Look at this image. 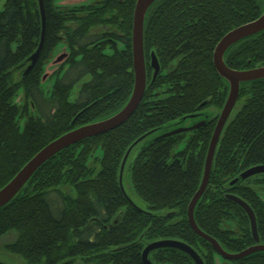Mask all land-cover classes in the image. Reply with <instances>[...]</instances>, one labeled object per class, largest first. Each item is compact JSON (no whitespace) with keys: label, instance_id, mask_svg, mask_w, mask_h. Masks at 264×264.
Returning <instances> with one entry per match:
<instances>
[{"label":"trees","instance_id":"16d2710c","mask_svg":"<svg viewBox=\"0 0 264 264\" xmlns=\"http://www.w3.org/2000/svg\"><path fill=\"white\" fill-rule=\"evenodd\" d=\"M42 1L43 45L24 74L41 38L38 0H0V188L52 139L116 113L133 89L135 0L74 6ZM263 8V0H155L144 18L147 76L135 112L121 126L61 150L33 173L0 208V238L13 235L3 249L26 264H142L148 243L175 239L193 247L204 264H217L212 245L191 229L187 218L218 116L203 110L210 105L221 109L228 93L212 55L226 32L256 19ZM60 43L68 55L50 75L55 80L46 93L40 82L44 65ZM151 52L160 66L154 79ZM223 58L238 70L264 65V29L231 45ZM86 75L90 79L71 101L75 84ZM239 99L241 106L224 126L207 186L194 208L200 230L230 253L255 241L246 212L228 195L253 209L264 244V173L239 178L244 170L264 165V78L241 83ZM20 118H25L22 129ZM202 118L206 121L197 129L161 136ZM151 131L136 145L130 163L133 189L147 205L142 210L124 194L118 175L127 149ZM150 259L154 264H194L174 248L152 251ZM224 261L264 264V251Z\"/></svg>","mask_w":264,"mask_h":264},{"label":"water","instance_id":"95a60500","mask_svg":"<svg viewBox=\"0 0 264 264\" xmlns=\"http://www.w3.org/2000/svg\"><path fill=\"white\" fill-rule=\"evenodd\" d=\"M155 0H135L134 10H133V19H132V31H131V49H132V64H133V74H134V83L131 95L125 105L119 109L116 113L112 114L109 117L104 119L90 122L76 128H73L58 137L52 139L47 144H45L42 148H40L18 171L17 173L3 186L0 188V208L7 204L24 186V184L29 180V178L33 175V173L47 160H49L52 156L60 152L61 150L79 143L84 139L98 136L104 133H107L125 123L130 116L135 112L136 108L138 107L145 90L146 86V71H145V61H144V52H143V25H144V18L145 14L150 7V5ZM264 1V0H263ZM58 4V3H57ZM85 4V3H84ZM64 6H74L73 4H58ZM80 5V4H79ZM39 6V13L41 16L42 21V30H41V38L40 43L37 49L29 56L28 61L29 64L24 71L26 74L38 60L40 51L42 49L43 40H44V7L43 1L38 0ZM264 29V8L259 17L256 19L249 21L247 23L241 24L228 32H226L221 39L217 42L213 55H212V62L215 70L217 73L226 80L228 83V93L224 104L218 113L217 120L209 141L207 153L205 156V162L203 167V173L201 182L199 184L198 189L192 196L188 207H187V218L188 223L191 229L200 237L207 240L213 247L216 252V256H220L222 259L226 260H238L241 259L253 252L256 251H264V244L259 242V236L257 232V223L256 217L253 209L249 206L247 202L235 195H228L227 197L234 202H236L242 209L246 212L249 221H250V228L251 234L255 241V244L249 246L248 248L236 252L230 253L227 252L222 248V246L218 243L217 240L212 238L211 236L204 233L200 228L197 226L194 220V208L197 201L200 199L201 195L203 194L208 178L210 175L211 165L213 161V156L215 153L216 145L219 140V137L224 129L225 124L227 123L229 116L234 108V105L239 96V87L241 83L251 82L258 79L264 78V65H260L257 67L238 70L230 68L224 62V53L225 51L236 42L255 35L261 32ZM62 49L57 51L54 49L52 53V57L47 62V66L49 67L46 69L44 68L43 75L41 77L40 82L42 83V79L50 77V75L61 65V63L65 60L68 55L67 47L64 43H62ZM56 52V55L54 56ZM56 65L55 68H50L51 66ZM150 66L153 69L152 79H154L157 74L159 73L160 66L158 60L154 54L151 52V60ZM190 115L189 117H192ZM74 121V120H73ZM205 118L194 122L193 124H189L187 126L181 125L179 127L173 128L161 136L166 137L169 135L177 134L180 132H188L194 129L199 128L205 123ZM153 132H148L142 136H140L137 140H135L132 145L127 149L126 153L123 156L121 161L119 175H118V182L119 185L127 196L124 191L122 185V176L123 171L127 163V159L129 157L130 152L132 149L145 137L151 135ZM264 173V165H257L250 167L244 170L240 175L239 178L244 180L250 176L255 174ZM237 180L235 178L231 181L234 183ZM128 197V196H127ZM129 198V197H128ZM130 199V198H129ZM131 201V199H130ZM132 202V201H131ZM133 203V202H132ZM134 204V203H133ZM135 205V204H134ZM136 206V205H135ZM137 207V206H136ZM139 208V207H138ZM160 248H174L184 252L194 264H204L201 256L197 253V251L188 245L187 243L175 240V239H161L156 240L153 242L148 243L141 253V260L142 264H154L150 259V253ZM215 256V257H216ZM216 261V259H215ZM0 264H6L0 261Z\"/></svg>","mask_w":264,"mask_h":264},{"label":"rangeland","instance_id":"374dc122","mask_svg":"<svg viewBox=\"0 0 264 264\" xmlns=\"http://www.w3.org/2000/svg\"><path fill=\"white\" fill-rule=\"evenodd\" d=\"M92 0H56V3L58 4H73V5H79V4H84V3H89L91 2ZM62 43L58 44L55 49L56 52L57 51H60V49H62ZM54 52V51H53ZM56 52L54 54V56L56 55ZM48 63H46L44 65V68L47 66ZM49 67V65L46 67V69ZM56 65L54 66H51L50 68H55ZM58 69V68H57ZM56 69V70H57ZM90 79V76L89 75H86L84 76L79 82H77L71 92V95H70V100L71 101H74L78 95V91H79V88L81 86L82 83H84L85 81L89 80ZM55 80V77H47L45 79H42V87H43V90L46 92V93H49V91L51 90V86L53 84ZM22 97V92H20L18 94V96L16 97V101H19ZM241 103H242V99H239L236 101L235 105H234V108L232 109V112L229 116V119L230 120L234 115L235 113L237 112V110L239 109V107L241 106ZM221 109L218 110V108L214 105H210L208 107L205 108V110H203V113H207L209 114L210 116L211 115H216L220 112ZM29 112L33 113L34 110L31 108L29 110ZM37 112H34V114H36ZM38 114V113H37ZM24 119L25 118H20L19 119V126H20V129L23 128V124H24ZM189 121H186L185 122V126L189 125ZM182 143H180L175 149H180L182 147ZM137 149L138 147L136 146L132 151L131 155H130V158L128 159L127 163H126V166L124 168V171H123V176H122V185H123V188H124V191L125 193L127 194V196L131 199V201L137 206L139 207L140 209L142 210H146L147 209V205L146 203L136 194V192L134 191L133 189V185H132V181H131V171H130V163L133 159V157L135 156V153L137 152ZM97 153L99 154V151H97ZM13 239V235L10 233L8 235H5V236H2L0 238V261L3 262V263H6V264H26V262L24 261L23 258H21L20 256H17V255H14V254H10L8 252H6L2 245L6 242H8L9 240H12ZM216 259V263L217 264H226L224 259H222L220 256H216L215 257Z\"/></svg>","mask_w":264,"mask_h":264},{"label":"flooded vegetation","instance_id":"af4514ba","mask_svg":"<svg viewBox=\"0 0 264 264\" xmlns=\"http://www.w3.org/2000/svg\"><path fill=\"white\" fill-rule=\"evenodd\" d=\"M93 1V0H92ZM91 1V2H92ZM91 2H89V3H91ZM155 54V53H154ZM150 60H151V53H150V59H149V62H148V64L150 65ZM144 61H145V57H144ZM147 65H146V62H145V71H146V74H147ZM151 67V66H150ZM152 69V68H151ZM152 73H153V69H152ZM147 76V75H146ZM53 77H55V76H53ZM206 116H209V114H207L206 113ZM224 260H226V259H224ZM229 261V260H228Z\"/></svg>","mask_w":264,"mask_h":264}]
</instances>
